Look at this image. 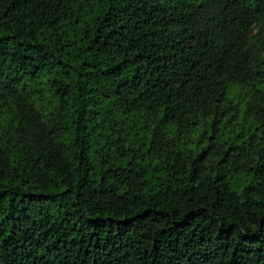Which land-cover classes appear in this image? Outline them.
Returning <instances> with one entry per match:
<instances>
[{"label":"trees","instance_id":"trees-1","mask_svg":"<svg viewBox=\"0 0 264 264\" xmlns=\"http://www.w3.org/2000/svg\"><path fill=\"white\" fill-rule=\"evenodd\" d=\"M0 264H264V0H0Z\"/></svg>","mask_w":264,"mask_h":264}]
</instances>
